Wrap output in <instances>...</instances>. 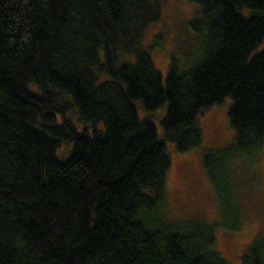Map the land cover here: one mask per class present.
I'll return each mask as SVG.
<instances>
[{
	"label": "trees",
	"instance_id": "1",
	"mask_svg": "<svg viewBox=\"0 0 264 264\" xmlns=\"http://www.w3.org/2000/svg\"><path fill=\"white\" fill-rule=\"evenodd\" d=\"M162 1L0 0V264H228L211 226L167 220L164 140L196 147L197 117L228 98L227 159L260 150L264 0H188L192 35L164 86L141 46ZM133 101L146 112L166 104L163 139ZM240 264H264V233Z\"/></svg>",
	"mask_w": 264,
	"mask_h": 264
},
{
	"label": "rangeland",
	"instance_id": "2",
	"mask_svg": "<svg viewBox=\"0 0 264 264\" xmlns=\"http://www.w3.org/2000/svg\"><path fill=\"white\" fill-rule=\"evenodd\" d=\"M195 11L196 6L188 0H163L159 18L143 31L141 46L149 51L154 68L161 75L162 86L171 54L180 56L181 46L192 35L188 21ZM248 12L244 9L242 14ZM158 35L162 37V45L149 48ZM261 49L262 44L257 45L251 55ZM229 106L230 100L226 98L197 117L201 141L196 147L179 152L172 141L164 140L170 161L165 176L166 218L169 221L193 219L211 226L215 239L213 250L228 264H240L246 247L256 235L264 233V140L254 155L235 154L239 156L227 159L234 139V130L227 119ZM133 107L139 119L151 120L157 136L163 139L160 122L166 104L152 112L144 111L139 101H133ZM68 116L79 129L83 127L72 110ZM96 127L101 129L102 124ZM69 150L70 144H61L55 149V157L63 160ZM208 152L211 154L208 168L213 179L203 165V155ZM237 220L240 222L237 230L223 227Z\"/></svg>",
	"mask_w": 264,
	"mask_h": 264
}]
</instances>
